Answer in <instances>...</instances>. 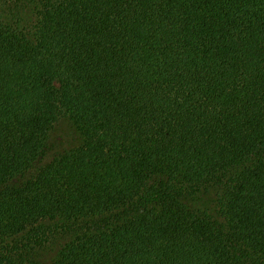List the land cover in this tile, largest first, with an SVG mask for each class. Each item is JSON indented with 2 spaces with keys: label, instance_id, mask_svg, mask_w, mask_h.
Returning <instances> with one entry per match:
<instances>
[{
  "label": "trees",
  "instance_id": "trees-1",
  "mask_svg": "<svg viewBox=\"0 0 264 264\" xmlns=\"http://www.w3.org/2000/svg\"><path fill=\"white\" fill-rule=\"evenodd\" d=\"M0 264H264V0H0Z\"/></svg>",
  "mask_w": 264,
  "mask_h": 264
},
{
  "label": "rangeland",
  "instance_id": "rangeland-1",
  "mask_svg": "<svg viewBox=\"0 0 264 264\" xmlns=\"http://www.w3.org/2000/svg\"><path fill=\"white\" fill-rule=\"evenodd\" d=\"M60 131H62V128L60 127ZM63 133V132H62ZM68 136H69V134H68V132H67V130H66V132H65ZM61 134V133H60ZM70 137V136H69Z\"/></svg>",
  "mask_w": 264,
  "mask_h": 264
}]
</instances>
